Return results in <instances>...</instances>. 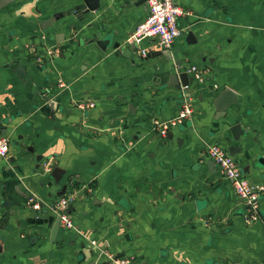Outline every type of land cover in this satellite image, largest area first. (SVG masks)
Masks as SVG:
<instances>
[{
  "label": "crops",
  "instance_id": "obj_1",
  "mask_svg": "<svg viewBox=\"0 0 264 264\" xmlns=\"http://www.w3.org/2000/svg\"><path fill=\"white\" fill-rule=\"evenodd\" d=\"M81 1L0 3V135L10 140L0 157V264H108L121 253L131 264H264V195L259 219L247 224L230 181L201 154L236 145L244 176L264 182V0H175L188 11L178 17L181 34L169 48L140 44L167 49L165 64L140 57L138 46L124 57L90 39L132 44L148 14L140 0H100L93 12L40 29ZM174 61L204 77L190 85L191 117L162 139L155 121L180 109V90L167 85ZM225 88L237 101L219 116L211 101ZM55 165L65 170L58 182L49 176ZM63 184L84 188L69 208L74 228L60 227L52 242L48 225L27 218L53 214Z\"/></svg>",
  "mask_w": 264,
  "mask_h": 264
},
{
  "label": "built area",
  "instance_id": "obj_2",
  "mask_svg": "<svg viewBox=\"0 0 264 264\" xmlns=\"http://www.w3.org/2000/svg\"><path fill=\"white\" fill-rule=\"evenodd\" d=\"M148 8L147 16L138 23L132 34L128 37L129 43H134L138 46V54L144 57L147 54L148 48L142 47V41H150L153 46L160 48H169L174 40L181 34V29L178 26V17L188 11H184L176 4L175 0H145ZM186 72L193 79L201 81L204 77L203 72L194 66H188ZM57 88L59 91L64 90L67 84L58 79ZM190 85L180 86V109L176 116L168 121H155L154 129L159 138H166L167 132L175 126L189 119L193 113L192 96ZM58 91V92H59ZM52 103V102H51ZM94 106L92 101H78L76 107L81 110H86ZM10 140L6 136L0 135V157L7 158L9 154ZM202 156L212 160L220 174L228 179L232 185L233 191L239 202L242 205L245 222L252 224L259 219L260 198L264 195V182L254 184L250 182L242 173L241 167L235 161L233 156L228 152L227 147L219 144H209L201 152ZM46 166V164H44ZM49 170L48 166L44 167ZM84 187H72L70 190L57 197L49 207L55 216L60 217V227L73 229L74 225L67 212L70 206L75 202L81 189ZM37 207V205H35ZM131 259L121 257L114 259L109 255L108 264H131Z\"/></svg>",
  "mask_w": 264,
  "mask_h": 264
},
{
  "label": "water",
  "instance_id": "obj_3",
  "mask_svg": "<svg viewBox=\"0 0 264 264\" xmlns=\"http://www.w3.org/2000/svg\"><path fill=\"white\" fill-rule=\"evenodd\" d=\"M3 1L4 0H1L0 3L2 4ZM139 3L144 4L145 0H140ZM102 5L103 3L100 0H82L79 4L75 5L72 9H69L66 11L55 12L48 19L40 21L39 27L41 30H45L47 27L51 26L54 22H56L57 20L61 19L64 16L70 15L72 13L80 14V16H82V14L84 13L95 11ZM96 36H97L96 34H93L90 39L91 41H94L101 50H105L108 46H110L113 49H119L118 54L124 57H128V53L131 51L134 52L135 49L137 48V46L134 43L128 44V46L123 47L122 43L120 42H117V41L112 42L110 36L101 37V38L96 37ZM188 37L192 39L191 33L188 34ZM192 40L194 41V38ZM166 50L167 49L154 50L150 53H147L145 57L148 58V57L158 56L162 64L172 62L171 61L172 57L170 55V52ZM174 64L177 65V67H175L174 71H171L170 73H168L167 85L178 88V90H180V86L193 84V81H194L193 77L186 72L184 67L181 65V61H174ZM15 69L18 70L19 74L22 77H24V71L21 65H15ZM178 93H180V91ZM236 101H237L236 93L232 89L225 88L221 90V92L218 93V95H216V97H214L211 102H212V106L214 107L215 111L219 114V116H223L226 114L227 108L230 105L234 104ZM229 131L231 133L232 139L234 140H238L240 136L244 135V131L241 129V126L239 123H235L234 125H232L229 128ZM1 133L4 134L5 130L1 131ZM172 137H173V131L169 130L166 134V138H172ZM29 150L32 151L31 148H29ZM227 150L231 155H234L236 152L240 150V148L237 147L236 145H229L227 147ZM41 158H42L41 155L36 156V159L38 161L37 168L39 167ZM12 160L13 159H10L9 161H12ZM207 165L209 168L212 165L213 167H216L215 163L210 159L207 161ZM64 172H65L64 169L55 165L52 167L49 173V176L52 178V180L58 182L61 180V177L64 174ZM71 180L72 178H69V181ZM65 190H66V184H63L61 191L59 192L58 195L63 194ZM2 203H4V206H8V202L2 200ZM30 211L32 213H39L41 211L43 213H46L45 209L39 210L37 208H32L30 209ZM67 212L70 213V210H68ZM27 222L30 224L36 225L38 229H41L43 225H48L50 228L49 239L52 242L55 240L59 232V229H60V217L55 216L54 214H48L45 217H28ZM122 256H123V253L113 258L118 259V258H121Z\"/></svg>",
  "mask_w": 264,
  "mask_h": 264
}]
</instances>
